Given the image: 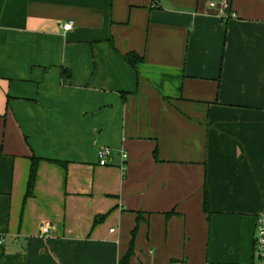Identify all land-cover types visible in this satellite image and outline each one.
Wrapping results in <instances>:
<instances>
[{
  "label": "crops",
  "instance_id": "0c3cea01",
  "mask_svg": "<svg viewBox=\"0 0 264 264\" xmlns=\"http://www.w3.org/2000/svg\"><path fill=\"white\" fill-rule=\"evenodd\" d=\"M221 1L0 0V264H119L134 227L127 264L257 263L264 0Z\"/></svg>",
  "mask_w": 264,
  "mask_h": 264
},
{
  "label": "built area",
  "instance_id": "2783aa9c",
  "mask_svg": "<svg viewBox=\"0 0 264 264\" xmlns=\"http://www.w3.org/2000/svg\"><path fill=\"white\" fill-rule=\"evenodd\" d=\"M229 9V2L228 0H222L221 1V11L226 12ZM227 15H232L227 14ZM72 22L68 21L63 24V29L67 30L71 28ZM112 150L108 146H103L97 150V163L98 165H107L108 161L111 157ZM126 152L121 150L120 151V157L122 159V162H124L126 158ZM121 168L124 169V165H121ZM41 232L46 233L48 231V225L42 224L41 225ZM253 245H254V256L257 260L256 264H264V223L263 220L259 219L257 221V224L255 226L254 230V238H253Z\"/></svg>",
  "mask_w": 264,
  "mask_h": 264
},
{
  "label": "trees",
  "instance_id": "16d2710c",
  "mask_svg": "<svg viewBox=\"0 0 264 264\" xmlns=\"http://www.w3.org/2000/svg\"><path fill=\"white\" fill-rule=\"evenodd\" d=\"M124 57L129 63H131L133 65H135L136 62L141 60L140 57H137L133 53H127V54H125ZM36 164H37V158H32L31 159V166H30L29 176H28V181H27V187H26V196H28L31 193V191H32L33 180H34L35 173H36ZM203 210L204 211H209L208 191H207V188H206L205 185L203 187ZM103 218H104V215L96 216L94 218L93 224L99 223ZM135 231H136V227H134V229L132 230L131 239H130V242H129V247H128L125 255L119 261V264H127L128 260H129V257L133 253Z\"/></svg>",
  "mask_w": 264,
  "mask_h": 264
},
{
  "label": "rangeland",
  "instance_id": "374dc122",
  "mask_svg": "<svg viewBox=\"0 0 264 264\" xmlns=\"http://www.w3.org/2000/svg\"><path fill=\"white\" fill-rule=\"evenodd\" d=\"M251 261V260H250Z\"/></svg>",
  "mask_w": 264,
  "mask_h": 264
}]
</instances>
